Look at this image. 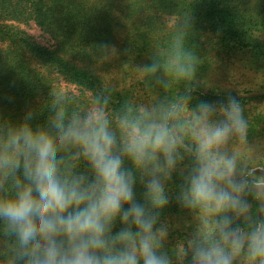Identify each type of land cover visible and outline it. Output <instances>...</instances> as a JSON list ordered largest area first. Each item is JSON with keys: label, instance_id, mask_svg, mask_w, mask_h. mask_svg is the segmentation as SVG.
Returning a JSON list of instances; mask_svg holds the SVG:
<instances>
[{"label": "clouds", "instance_id": "9594fccd", "mask_svg": "<svg viewBox=\"0 0 264 264\" xmlns=\"http://www.w3.org/2000/svg\"><path fill=\"white\" fill-rule=\"evenodd\" d=\"M165 27L135 64L143 97L94 66L89 102L51 93L43 131L31 108L0 117V264H264V143L236 96L197 97L192 15ZM173 198L191 230L169 245Z\"/></svg>", "mask_w": 264, "mask_h": 264}, {"label": "trees", "instance_id": "16d2710c", "mask_svg": "<svg viewBox=\"0 0 264 264\" xmlns=\"http://www.w3.org/2000/svg\"><path fill=\"white\" fill-rule=\"evenodd\" d=\"M184 15H192L189 43L199 56L200 77L210 70L212 54L250 53L264 64V0H0V117L19 120L31 108L33 128L43 131L47 114L42 109L51 93L86 104L101 80L117 98H135L101 67L137 71L135 64L148 61L149 49L166 40L164 18ZM33 25L50 43L38 42L27 31ZM102 44L115 46L119 55L100 59ZM195 92L216 101L231 93L245 109L251 101L264 102V93L238 96L198 85ZM178 184L174 177L172 193ZM182 212L173 198L163 218Z\"/></svg>", "mask_w": 264, "mask_h": 264}, {"label": "rangeland", "instance_id": "374dc122", "mask_svg": "<svg viewBox=\"0 0 264 264\" xmlns=\"http://www.w3.org/2000/svg\"><path fill=\"white\" fill-rule=\"evenodd\" d=\"M174 20L173 16L164 18V22L168 25ZM26 29L38 42L50 43L49 37L36 26H29ZM164 29L168 30L166 27ZM209 64L210 70L200 77L204 84H198V87L206 91L219 89L235 92L239 94L238 96H260L264 93V64L261 61L257 62V58L252 54L240 53L234 57H217L212 54ZM101 69L115 84L119 83L121 88H130L135 98L143 97V88L137 71L131 69L128 72L116 67L109 68V71L106 67ZM245 110L250 119L251 139L264 143V102L251 101L250 106ZM258 120L260 123L257 122ZM246 154L254 159L252 152ZM260 163H264V159ZM166 219L174 226L170 232L169 245H174L191 230V225L188 223L191 218L186 212L168 215Z\"/></svg>", "mask_w": 264, "mask_h": 264}]
</instances>
